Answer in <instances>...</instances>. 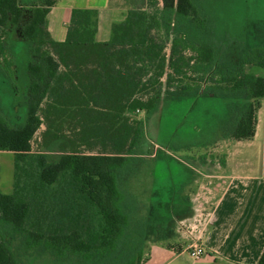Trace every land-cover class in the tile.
Wrapping results in <instances>:
<instances>
[{
  "label": "trees",
  "instance_id": "1",
  "mask_svg": "<svg viewBox=\"0 0 264 264\" xmlns=\"http://www.w3.org/2000/svg\"><path fill=\"white\" fill-rule=\"evenodd\" d=\"M54 2L26 8L0 0V32L21 27L31 53L25 123L16 126L0 111V151L14 154L13 190H0V264H20L9 238L21 242L20 252L44 250L57 260L142 264L147 232L127 245L139 205L123 185L143 160L145 122L134 116L151 118L174 86L185 95L242 98L237 111L227 103L231 122L223 129L235 139L253 138L264 76L245 67L264 68V42L215 75L208 71L218 59L215 46L193 37L208 23L196 0H148L151 10L130 9L108 41L96 38L93 8H73L66 39L54 40L47 25ZM57 143L60 150H51Z\"/></svg>",
  "mask_w": 264,
  "mask_h": 264
},
{
  "label": "rangeland",
  "instance_id": "2",
  "mask_svg": "<svg viewBox=\"0 0 264 264\" xmlns=\"http://www.w3.org/2000/svg\"><path fill=\"white\" fill-rule=\"evenodd\" d=\"M196 2L204 11L208 23L203 33H194L193 37L199 36L200 39L205 37L215 46L218 55L215 65L208 69L209 73L217 75L232 70L239 65L244 53L264 42V0H196ZM146 10L151 9L147 7ZM169 47L170 44L167 53L170 51ZM193 54H195L193 50L187 51V55ZM30 60L29 44L23 36L21 27L8 25L7 29L0 32V111L16 126L23 125L27 117ZM245 69L264 75V69L259 66L247 65ZM178 91L174 86L170 90L172 94L165 93L159 110L151 118L148 119L141 111L134 116L145 122L144 137L138 147V153L143 160L137 164L134 173L123 181V185L139 201L152 197V194L154 197L170 195L175 187L169 186L168 180L173 182L175 178L177 182L176 176L182 178L183 175L180 173L185 172L181 169L179 158L186 156L187 153L191 152L197 160L210 163L222 159V153L217 147L220 145L212 142L217 134L216 129L219 127L221 134L223 127L231 122H226L228 102L232 101L235 110H238L246 101L242 98L215 97L202 93L185 95ZM45 129L44 123L34 137L33 149L36 151L42 149L40 145ZM222 131L224 132V129ZM59 147L60 143H57L51 150L57 152L60 150ZM99 149L96 147L95 151ZM0 163L2 167L0 190L9 193L13 190V152L0 151ZM153 178L157 182L155 183L157 189L153 185ZM187 192H190L189 189L183 186L179 191L182 199L189 197L185 195ZM141 203L139 202L140 207L135 214V227L128 238V246L140 243L139 232L142 229H146L147 232L145 240L148 241L152 237L155 224V219L151 218L153 209L149 208L148 202L144 207H141ZM148 232L151 233L148 235ZM9 242L17 252L20 264H84L75 257L56 260L44 250H39V255L29 263L27 254L20 252L21 242L16 238H9ZM148 253L147 246L145 256Z\"/></svg>",
  "mask_w": 264,
  "mask_h": 264
},
{
  "label": "crops",
  "instance_id": "3",
  "mask_svg": "<svg viewBox=\"0 0 264 264\" xmlns=\"http://www.w3.org/2000/svg\"><path fill=\"white\" fill-rule=\"evenodd\" d=\"M43 1L20 3L30 8ZM147 7L148 0H55L47 15L48 30L54 40L64 41L73 8H93L98 11L96 38L108 41L113 24L124 21L130 9ZM222 130L220 134L217 127L212 139L220 145L222 162L197 160L187 153L179 158L182 178L168 180L175 187L170 195L137 199L139 207V202L141 207L149 203L155 219L142 264H258L264 251V97L253 138L235 139ZM183 186L190 191L185 199L179 193ZM194 244H201L207 254L192 257ZM38 251L26 253L29 263Z\"/></svg>",
  "mask_w": 264,
  "mask_h": 264
},
{
  "label": "built area",
  "instance_id": "4",
  "mask_svg": "<svg viewBox=\"0 0 264 264\" xmlns=\"http://www.w3.org/2000/svg\"><path fill=\"white\" fill-rule=\"evenodd\" d=\"M190 254L196 259H200L207 254V250L201 244H194L190 249Z\"/></svg>",
  "mask_w": 264,
  "mask_h": 264
}]
</instances>
